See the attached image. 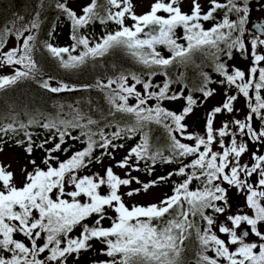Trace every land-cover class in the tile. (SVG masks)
<instances>
[{"label": "snow or ice", "instance_id": "1", "mask_svg": "<svg viewBox=\"0 0 264 264\" xmlns=\"http://www.w3.org/2000/svg\"><path fill=\"white\" fill-rule=\"evenodd\" d=\"M182 3L154 0L137 14L133 0H88L76 7L55 0L70 26V46L54 45L52 31L39 39L45 0L27 21L16 15L0 26V93L32 81L51 93L97 90L106 102V109L89 100L86 108L60 104L53 113L0 112V152L11 141L29 157L20 168L22 186L11 164L0 162V264H79L88 252L106 257L91 264H264V16L252 18L253 11H264V0H208L207 8L188 0V11ZM97 23L115 27L84 34ZM41 49L68 72L90 63L103 68L100 61L114 51L140 70L114 64L111 74L105 70L92 82L67 83L45 72L36 58ZM237 55L249 62L247 69L230 63ZM5 67L11 74H3ZM217 88L222 103L207 112L202 134L190 131L186 118ZM241 98L246 111L238 118ZM179 100L178 110L164 106ZM220 114L231 118L217 126ZM33 127L48 135L34 138ZM155 128L162 130L159 137ZM69 141L83 147L73 150ZM128 141L135 142L117 160ZM250 144L259 147L252 151ZM35 150L44 153L39 163L31 158ZM105 158L114 163L104 165ZM157 164L176 167L147 182L132 175L152 176ZM93 165L102 173L90 171ZM168 182L171 194L157 202L125 200ZM233 190L243 197L242 207L230 203Z\"/></svg>", "mask_w": 264, "mask_h": 264}, {"label": "trees", "instance_id": "2", "mask_svg": "<svg viewBox=\"0 0 264 264\" xmlns=\"http://www.w3.org/2000/svg\"><path fill=\"white\" fill-rule=\"evenodd\" d=\"M80 0H71L72 3H78ZM54 2L55 0H45V7L41 10L42 12V21L41 29L39 31V39L44 40L48 39V32L52 31L53 36L51 39V42L56 46H70L72 44V41L70 39V26L69 23L66 21V19L60 15L58 10L54 8ZM38 0H0V26L8 22L9 20L13 19L14 16L20 15L24 16L25 20L31 18L32 14L36 11ZM208 7V2L205 6V8ZM188 11V10H187ZM59 16V19L57 17ZM128 24H131L132 21L128 20ZM55 25V30L53 31L52 26ZM210 22L205 23V27H210ZM115 27V25L109 24L108 26H102L99 23L94 24L90 26L87 29L82 30L84 34H92V35H100L105 31L111 30ZM178 34L181 33V30H177ZM14 37H10L9 40L13 39ZM162 52H164L165 55H168V53L161 48ZM36 58L40 60L42 63L45 72L48 75L55 76L57 80H64L67 83H74V84H82V83H89L92 82L93 78L101 73H103L105 70H107L108 74H111V66L117 65L119 67H122L124 69H130L131 71H139L140 66L136 65L130 57L125 55L122 52L114 51L105 58H103L100 63L104 65L103 68L90 63L88 66L83 67L81 70L74 71V72H68L64 69L60 68L59 65L56 63V61L48 56L45 50L41 49L37 54ZM240 57L237 55L236 58L233 61H230V63L236 64V60H238ZM206 71H209L211 73L210 68H205ZM214 79H218L219 77L212 73ZM188 76L192 77L193 72L191 69L188 71ZM162 79V77H156L155 80L159 82ZM179 87V86H176ZM187 94V90H185ZM194 96L200 97L199 93H194ZM92 101V106L96 107L97 105L104 107L106 109V102L103 98V94L100 93L97 90H90V91H74V92H61V93H51L46 90H43L39 88V86L32 81H22L19 82L16 86L11 88L10 90L0 93V112L6 111L8 108H15L17 111L24 110H39L45 113H53L55 111V108L57 105L63 104V105H75L77 102H79L81 107L87 106L88 101ZM168 102V101H165ZM164 102V103H165ZM95 115V113H93ZM23 118V117H22ZM30 131L33 132L34 138H43L44 136L48 135L47 131L38 127H33L30 129ZM161 129L155 128L153 135L155 137H159L161 135ZM76 132H73V135H76ZM22 138V137H17ZM137 139H139L137 137ZM135 141H128L126 143L125 149H120L118 151H127L128 146L133 144ZM69 143H73L75 145L73 150L79 149L83 147V145L79 143H75L72 141H69ZM3 152L5 150H15L19 153H21L23 156L29 158L27 154L24 152L23 146H17L14 142H8L3 145ZM2 153V152H0ZM69 152L67 155H70ZM44 155V153L40 150H35L33 157L37 160V163L40 162L41 157ZM62 159L66 158L65 155H62ZM108 159L105 158L104 162ZM100 165H93L90 171H96V169ZM168 167L172 171L176 165H165V164H157L155 171L152 176H154L155 172L162 168ZM29 170H31V167L29 166ZM142 174H146L144 172H141ZM147 175V174H146ZM148 176V175H147ZM149 176V177H152ZM173 180H178V177H173ZM167 187V194H171V188L172 184L171 182H168L164 184ZM22 186V185H21ZM102 194H105L106 191L102 188L101 189ZM126 202L129 205H132L134 203L129 202L127 199H125ZM105 226H109V222H104ZM76 234V233H74ZM18 239H23V237L18 236ZM187 243V242H186ZM101 245L99 243H95V248L99 249ZM88 254H94L93 252H88L86 254H81V257ZM95 259H106V257L100 256L98 253H95ZM188 257H192V252L189 251L187 253ZM211 255V253H210ZM93 256V255H92ZM84 264H91V261H87Z\"/></svg>", "mask_w": 264, "mask_h": 264}, {"label": "rangeland", "instance_id": "3", "mask_svg": "<svg viewBox=\"0 0 264 264\" xmlns=\"http://www.w3.org/2000/svg\"><path fill=\"white\" fill-rule=\"evenodd\" d=\"M88 0H80L78 1V3H72L71 6L76 7L77 4L83 5L85 3H87ZM154 2V0H133V3L135 5V11L137 12V14H142L143 12L147 11L149 9L150 4ZM208 0H201L202 5L205 7L207 4ZM182 8L183 10L187 11L188 10V0H183L182 3ZM264 16V11L262 12H257V11H253L252 13V18L256 19V18H260ZM16 43L15 38L9 40L8 43V47H12L14 46ZM7 50V49H5ZM236 65L242 68L247 69V67L249 66V62L248 61H244L241 60L240 58L238 60H236ZM3 74H11V69L5 67L4 69H2ZM55 86V84H54ZM139 87V86H138ZM213 87H216L215 85H213ZM222 93H223V89L222 88H217V93L215 96L209 98L207 100V102H205L203 104L202 107H197L194 109V112L192 115H190L188 118H186V123H188L189 125V130L190 131H195V132H200L201 134L204 131V121L207 115V112L214 106L219 105L220 103H222ZM135 101L132 100L130 101V103H134ZM151 103V101H150ZM184 104L183 100H179V101H172V102H165L164 106L167 108H170L171 110H178L180 109ZM236 107L238 109H240V114L238 116V118H242L246 109H244V100L243 98H241L238 103L236 104ZM199 112H203L204 116L201 117L199 115ZM230 116H225L223 114H220L217 116L216 118V125L219 126L220 122L222 120L225 119H230ZM250 149L252 151H256L257 148L259 147L257 146H253V145H249ZM261 152H264V149H260ZM126 154V151H118L116 152V159L119 160L121 159L124 155ZM29 158L23 156L21 153L15 151V150H5L4 152L0 153V162H3L4 164H11V170L16 172V182L18 185H21V181L23 179L21 173H20V168L26 163V161ZM248 156L246 155L243 160H247ZM114 163V161H110L107 160L104 162V165H109ZM117 174L121 175L122 177L124 176V171L121 169H114ZM96 171H101L102 173V168L101 166H99ZM170 170V168L165 167L162 168L160 170L157 169V171L155 172L154 176L149 177L146 174H142L137 173V172H133L132 175L134 176H139V178L145 182H147L150 179H154L155 177L159 176V175H166ZM132 187H137V185H135V183L132 185ZM106 191V189H104ZM123 191H127V189H122ZM167 192V187L162 184V185H158L157 187L153 188L152 190H150L149 194L144 195H138V196H134L132 198H128L125 197V199H127L129 202L131 203H139V204H148V203H153V202H157L159 199H162L164 197V195ZM231 199H230V203L234 204L237 207H242L244 205V199L243 197L237 198L234 194V190L232 193H230ZM250 214V213H249ZM224 218L220 217V220L222 221ZM221 238H226L224 236V234H220ZM256 237L255 236H250L249 240H255ZM93 255V256H92ZM95 259V255L94 254H88V255H84L81 257V261L79 262V264H84L87 261H91ZM69 264H72V261H69Z\"/></svg>", "mask_w": 264, "mask_h": 264}, {"label": "water", "instance_id": "4", "mask_svg": "<svg viewBox=\"0 0 264 264\" xmlns=\"http://www.w3.org/2000/svg\"><path fill=\"white\" fill-rule=\"evenodd\" d=\"M199 115H200L201 117H203V116H204V113H203V112H199Z\"/></svg>", "mask_w": 264, "mask_h": 264}]
</instances>
